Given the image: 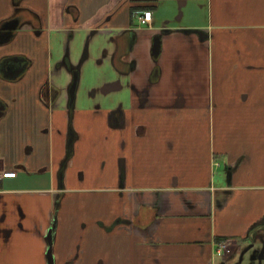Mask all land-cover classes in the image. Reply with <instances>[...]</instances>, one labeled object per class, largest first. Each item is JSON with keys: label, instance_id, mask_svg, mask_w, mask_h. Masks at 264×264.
Returning <instances> with one entry per match:
<instances>
[{"label": "crops", "instance_id": "obj_1", "mask_svg": "<svg viewBox=\"0 0 264 264\" xmlns=\"http://www.w3.org/2000/svg\"><path fill=\"white\" fill-rule=\"evenodd\" d=\"M81 4L0 0V264L264 244V0Z\"/></svg>", "mask_w": 264, "mask_h": 264}, {"label": "rangeland", "instance_id": "obj_2", "mask_svg": "<svg viewBox=\"0 0 264 264\" xmlns=\"http://www.w3.org/2000/svg\"><path fill=\"white\" fill-rule=\"evenodd\" d=\"M81 2V8H83V11L85 12L84 20L89 21L94 13L99 11L104 12V8L108 5L109 0H81ZM249 244L250 242L248 241L245 247ZM263 247L264 244L254 242L253 245L243 254L240 264H259V258ZM239 253L225 258H216V262L217 264H236L239 259Z\"/></svg>", "mask_w": 264, "mask_h": 264}, {"label": "built area", "instance_id": "obj_3", "mask_svg": "<svg viewBox=\"0 0 264 264\" xmlns=\"http://www.w3.org/2000/svg\"><path fill=\"white\" fill-rule=\"evenodd\" d=\"M135 14L137 15V20L139 24L143 25L149 23L152 12L150 10H143V11H135ZM15 173L16 172L13 170L0 168V182L1 179L6 177H12L15 175ZM215 252L218 256L225 255L227 252H229V242H227L226 240L219 241L217 243Z\"/></svg>", "mask_w": 264, "mask_h": 264}, {"label": "water", "instance_id": "obj_4", "mask_svg": "<svg viewBox=\"0 0 264 264\" xmlns=\"http://www.w3.org/2000/svg\"><path fill=\"white\" fill-rule=\"evenodd\" d=\"M159 49H160V38L158 36H155L153 39V44L151 47V53L154 56H157L159 53ZM52 228L49 229L48 233H47V242L48 244L51 246V242H52ZM247 250L244 249L239 256L238 262L236 264H239L242 258V254ZM47 264H53V256L51 254V249L49 248L48 253H47Z\"/></svg>", "mask_w": 264, "mask_h": 264}, {"label": "flooded vegetation", "instance_id": "obj_5", "mask_svg": "<svg viewBox=\"0 0 264 264\" xmlns=\"http://www.w3.org/2000/svg\"><path fill=\"white\" fill-rule=\"evenodd\" d=\"M136 11V10H135ZM76 75L74 73L73 75V80L71 82V85L69 87V98L72 99L73 98V92L75 91V86H76Z\"/></svg>", "mask_w": 264, "mask_h": 264}]
</instances>
